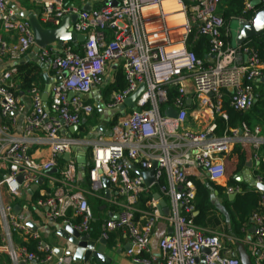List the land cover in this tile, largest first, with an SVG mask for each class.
<instances>
[{
    "label": "built area",
    "instance_id": "obj_1",
    "mask_svg": "<svg viewBox=\"0 0 264 264\" xmlns=\"http://www.w3.org/2000/svg\"><path fill=\"white\" fill-rule=\"evenodd\" d=\"M31 2L39 7L37 16L45 27H58L66 15L78 14L72 26L86 40L63 42L60 48L52 43L38 51L46 69H54L56 76L67 72L52 83L47 102L36 83L19 91L16 76L26 55L36 47L35 37L29 21L17 16L9 0H0V252L8 254L13 264L53 260L74 264L70 257H58L56 247L21 220L14 207L43 177L36 205L44 208L45 226L60 223L88 234L94 213L87 195L92 192L82 187L73 156L75 148L87 145L92 190L102 192L112 206L111 215L102 223L101 239L107 241L111 232L122 229L130 239L127 254L136 263L151 264L152 259L143 258L142 253L151 251L153 229L161 217L154 194L161 192L172 227L158 241L163 264H201L202 258L205 264H241L240 257L225 246V234L197 225L192 217L194 180L205 179L203 175L214 182L226 179L234 145L251 137L255 148L260 143L256 138L260 126L250 129L244 124L231 134H215L216 115L227 119L222 110L223 91L230 92L235 109L247 111L256 101L254 84L264 74V63L252 47L233 48L225 43V21L218 10L221 0H118L115 4L100 0L90 10L65 0ZM251 9L248 0L245 10ZM4 33L14 38L9 41ZM192 34L210 36L211 58H199L188 48ZM118 69L124 72L127 85L113 91L105 102L107 119H114L126 98L143 86L135 101L139 110L126 108L105 137L95 133L98 128L82 134L85 116L92 115L97 106L87 97L95 87L102 95V89L114 83ZM172 84L179 86V95L168 105ZM170 110L176 111L175 117L169 116ZM197 123L201 126L195 128ZM74 125L78 129L72 134ZM43 151L48 152L46 158ZM65 153L71 155L69 160ZM153 161L157 170L147 186L137 171L149 169ZM54 168L58 172L49 174ZM104 178L110 181L109 189L104 187ZM255 179L262 183L259 177ZM159 184V191H154ZM241 191L239 185L225 186L227 195ZM142 194H152L147 208L139 205ZM251 222V239L243 241L254 264H263L264 212L255 213ZM32 239L37 241V251L23 244Z\"/></svg>",
    "mask_w": 264,
    "mask_h": 264
},
{
    "label": "trees",
    "instance_id": "obj_2",
    "mask_svg": "<svg viewBox=\"0 0 264 264\" xmlns=\"http://www.w3.org/2000/svg\"><path fill=\"white\" fill-rule=\"evenodd\" d=\"M186 1L189 2V0ZM247 1L248 0H221L219 4V13L225 21V28L223 29V32L225 33L224 41L227 45L231 46V35L229 30L231 23L237 19L250 20L256 8L264 6V3H260V5L256 8L254 7L251 10H245ZM210 41L211 38L209 35L196 36L192 34L188 38V48L194 51L197 57L206 59V57L210 54ZM244 44H248L252 47L261 62L264 63V34L254 37L246 41ZM115 74L114 83L107 85L102 89V96L105 99V102L110 100L113 91H120L127 85V80L122 70H116ZM16 78L20 84L19 91L30 88L33 83L38 84L42 90L45 88L43 69L34 61L21 63ZM257 85L254 84L256 101L247 111L235 109L230 103V92L226 90L223 91L224 96L222 110L227 113V119L216 115V135L221 136L225 132L231 134L232 129L241 128L243 124H246L250 129H254V127L258 125L261 127V132L264 133V83H260L259 86ZM168 92L169 101L167 104L171 105L173 104L174 99L179 95V86L176 84L169 85ZM87 101L91 102L92 100L87 99ZM119 115L120 113L116 114L114 119L104 121V118H101L98 108L95 105L92 115L85 116L83 124L80 126V130L82 131V134H86L99 123H104L106 128H110L116 122ZM230 155L237 156L235 172L243 170L247 162V155L240 143H236L234 145ZM132 173L135 174V171H132ZM255 176L259 177L264 184V159L262 158L255 169ZM81 179L82 187L88 189L93 194L90 199H88L94 213V220L92 221L89 233L92 237L97 238L101 235V227L105 216V210H101V206L108 202L104 197H102V192H95L92 190V183L87 173L86 176H82ZM161 182L163 183L164 181ZM194 183L196 187V194L193 200L195 214L192 216L194 222L197 225L207 227L211 230L218 229V231L225 234V237L223 238L225 246L234 251L237 248L236 243L247 238L252 224V216L255 213L264 212V205L262 202L264 192L255 187L249 186L246 182L238 181L235 176H231L228 183L229 185H239L242 188V191L232 200L229 199V196L226 194L225 187L210 180L209 178L195 179ZM160 184L155 185L153 190L159 191ZM39 192L40 191L38 190L32 194V200L34 202L41 197ZM216 195L221 199L222 207H219L217 202H214ZM151 197L152 194H142L139 198L140 207L147 208L146 203L151 199ZM75 221L79 222L80 218L77 217ZM115 237L116 233L111 232L110 237L107 240V243L110 246H114ZM36 243L37 241L32 239L23 244H25L30 251H37ZM40 255L44 256L43 254ZM262 262L264 264V257ZM0 264H12L10 256L4 252H0Z\"/></svg>",
    "mask_w": 264,
    "mask_h": 264
},
{
    "label": "water",
    "instance_id": "obj_3",
    "mask_svg": "<svg viewBox=\"0 0 264 264\" xmlns=\"http://www.w3.org/2000/svg\"><path fill=\"white\" fill-rule=\"evenodd\" d=\"M118 0H110L112 4L117 3ZM251 2L252 7L256 8L260 5V0H249ZM91 4L88 2L86 5L82 7L84 10H90ZM13 8L15 9V12L17 16H20L22 18H25L29 21L31 28L34 33L36 47L34 48V52L38 53L40 48L47 46L48 44L56 43V45L60 48L62 46L63 42H71V43H78L83 42L86 40V35L82 33H77L72 24L77 20L78 14H72V15H66L63 19L61 24L58 27H45L40 20L38 19V16L35 12L29 11V10H21L17 5H13ZM237 22V23H234ZM234 23V24H233ZM231 43L233 48H237L241 45H243L246 41L260 36L264 34V6L256 8V10L253 13V16L250 20H234L231 24ZM36 63H38L43 70H46L45 65L40 62L37 58L34 59ZM67 72H64L62 75H57L54 80L45 72L43 74L45 78V91L43 93V99L45 102L48 101V92L50 91L51 85L55 80H60L63 76H66ZM143 89V86L140 87L136 92H134L132 95L126 98L125 103L121 106V113L124 114L126 112V108H132L139 110V108L135 105V101L137 97L139 96L141 90ZM72 92L70 93V96H72ZM97 99V108L102 118L105 117V114L108 113L106 111V104L105 99L102 95L96 96ZM187 103L190 102V98L187 99ZM46 104V103H45ZM47 106V104H46ZM169 116L175 117L176 111L170 110L168 112ZM78 129V126L74 125L71 128V131H76ZM107 134H110V130L102 129ZM90 137L94 138L95 134H91ZM89 147L87 145L83 146L80 149V153L77 155V163H78V169L79 172L86 176L87 173V166L89 165V161L87 159V151ZM64 158L66 160H69L71 158V155L69 153L64 154ZM247 169L252 166V160H249L246 162ZM131 168L135 170V165H131ZM246 169V170H247ZM157 170V162L153 161L152 166L145 170V171H137L138 174H140L144 178V182L147 186H150L152 182L154 181L155 173ZM58 172L57 168L51 169L48 171L49 174H56ZM246 180L249 186L255 187L258 190L264 192V184L258 183L257 180L251 175H240V177H237L238 181ZM44 179L43 177L39 178L35 184L31 186V188L28 190V193L32 195L34 192L38 191L39 188L43 185ZM110 181L108 178H104V187L106 189H109L110 187ZM107 196H109V191H106ZM236 195H229V199H234ZM154 198L156 200H159V212L161 216H167L169 214V206L167 204V201L161 197L160 193H155ZM15 212L18 213L20 207L19 205H15ZM117 217V216H115ZM254 228L252 227L250 229L251 232H253ZM172 231V228L169 230V232ZM60 235L65 238V245L63 247H56L55 253L57 255H69L73 256L75 260H81L85 259V261H88L90 258H94L97 260V264H109L111 262L110 257L105 255L103 252L96 249V242L90 240L89 234H82L78 232L76 229L66 226L62 231H60ZM251 239L250 236H248L247 241ZM87 242L88 245H87ZM101 243H106L107 241L104 239H100ZM91 243V244H90ZM87 245V246H86ZM237 249L233 252L234 255L239 256L241 259V264H254L248 250L246 247L245 241H238L236 243ZM80 246V247H78ZM84 247H87L84 248ZM83 250L85 251V256L83 258H80V253ZM204 253H208V249L205 248ZM21 264H24L22 262ZM152 264V263H151ZM201 264H205L204 258L201 259Z\"/></svg>",
    "mask_w": 264,
    "mask_h": 264
},
{
    "label": "crops",
    "instance_id": "obj_4",
    "mask_svg": "<svg viewBox=\"0 0 264 264\" xmlns=\"http://www.w3.org/2000/svg\"><path fill=\"white\" fill-rule=\"evenodd\" d=\"M9 2H10L12 7H13V5H17L21 10L27 9L29 11L35 12L38 15L39 7L37 5H35L34 3H32L31 0H9ZM66 2L74 3V5H76L79 8H82L88 2L91 4V6L100 5L99 4L100 0H71V1H66ZM229 30H230V35H231V32H232L231 25H230ZM3 35H4V38L9 40V41L14 38L12 33H4ZM231 46H232V43H231ZM207 57H208V59L211 58L210 54ZM35 58L38 59V53H35L34 49H33L31 52H29L26 55V57L24 58V61L25 62H33ZM45 72L54 80V78L56 76V72L54 69L43 70V74ZM257 83H258V85H257ZM260 83H264V74L259 79H257L255 82V84L257 86H259ZM45 84H46V82H45ZM42 91L44 93L45 88ZM96 96H99V94L97 93V87H95V89L93 90L92 96L90 97V95H89L87 97V99L90 98L92 100L91 102H94L95 104H97ZM119 113L122 114L121 109H120ZM107 117H108V114L106 113L105 117H104V121H108ZM21 121L23 122V119L19 121V124H18L19 127L18 128L22 127ZM199 126H201L200 123L194 124L195 128H197ZM204 126H206V123H204L202 127H204ZM94 128H98V130H96V132H95L98 136H100V135H102L100 137L106 136L105 135L106 132L102 130L103 128L106 131L108 130L104 123H99L96 127H93L92 129H94ZM18 131H21V130L18 129ZM73 132H75V131L70 130V133L73 134ZM87 134H89V133H87ZM256 138H258V141L260 142L258 149L255 148V146L253 144L254 141H251V140H248L249 142L248 143L246 142V145L244 147L242 146L246 151L247 162L249 160H252V166L249 168V170L247 169V166L245 164V167L243 170H241L240 172H235L236 171V164H237V156L229 154L230 157H229V159H227L228 160L227 161V177H226V179L216 181V183L225 187L227 184H229L228 182H229V179L231 176H235L237 178V177H240V175L243 176L246 174H251L254 178H256L255 169L257 168L261 158L264 159V133L261 132ZM81 148L82 147H77L74 149L73 156L75 157V159L77 158V155L81 152L80 151ZM42 155L46 158L48 156V152L43 151ZM229 161L231 164L228 165ZM80 175L83 176L81 173H80ZM202 178H207V177L205 175H203ZM242 181L247 183V181L245 179ZM1 194L4 197V191H2ZM216 194H217V192H216ZM92 195L93 194L87 195L88 199H90V197ZM161 195H162V198H165L162 193H161ZM5 200L9 201L10 199L8 197H6ZM214 202H217L219 207H222L221 199L219 197H217V195L214 199ZM15 205H19V207H20V209L17 213L19 218L21 220L25 221L27 224H29L32 229L39 230L43 239L48 241L54 247H63L65 245L64 244L65 238H63L60 235V231H62V229H64L65 227L62 226L60 223L45 226L44 208H41V207L36 205V201L34 202L32 200V195H30L29 193L24 194L23 198H21V200L16 202ZM111 209H112V206L110 205L109 202L101 206V210H105V213H104L105 216H104L103 221L106 218H108V216L111 215ZM171 228L172 227L169 224V221L167 220L166 216H161L160 219L155 224V227L153 229L151 251L142 253L143 258H148V259L151 258L152 264H163V257L161 255V250L158 246V241H159L160 237L162 235H164L166 232H169V230ZM250 229H249V231H250ZM215 231H218V229H215ZM113 232L116 233L114 246H110L107 242L101 243L100 242L101 236L95 238V237H92V235L90 233H88V234L90 235V240L96 242V244H97L96 249L103 252L108 257H110L111 262L109 264H143V263L134 262L133 258L127 254V250L131 245L130 239H129L127 233L122 229H118V230L113 231ZM250 235H252L251 231L249 232L248 236H250ZM248 236H247V238H248ZM88 243L89 242H87V245H88ZM78 247H80V246H78ZM246 247L248 250V244H246ZM84 248L87 249V247H84ZM236 249L234 251H236ZM85 251L86 250H83V253L81 251L80 258H83L85 256ZM57 256L60 257V255H57ZM64 256L70 257L74 264H97V260L94 258H90L88 261H85V259L75 260L73 256H69V255H64ZM153 258H156V259H153ZM21 263H18V264H21ZM24 264H57V263L55 260H53V261L47 262V263H41V262L25 263L24 262Z\"/></svg>",
    "mask_w": 264,
    "mask_h": 264
},
{
    "label": "rangeland",
    "instance_id": "obj_5",
    "mask_svg": "<svg viewBox=\"0 0 264 264\" xmlns=\"http://www.w3.org/2000/svg\"><path fill=\"white\" fill-rule=\"evenodd\" d=\"M234 23H237V22H234ZM233 23V24H234ZM106 126V125H105ZM248 140H251V141H254V143L253 144H255V139L253 138V137H251V138H245L242 142H241V145L244 147L245 145H246V142L248 143L249 141ZM244 149V148H243ZM245 150V149H244ZM229 164H231L230 163V161H229V163H228V165Z\"/></svg>",
    "mask_w": 264,
    "mask_h": 264
},
{
    "label": "flooded vegetation",
    "instance_id": "obj_6",
    "mask_svg": "<svg viewBox=\"0 0 264 264\" xmlns=\"http://www.w3.org/2000/svg\"><path fill=\"white\" fill-rule=\"evenodd\" d=\"M91 149H88L87 156H90Z\"/></svg>",
    "mask_w": 264,
    "mask_h": 264
}]
</instances>
